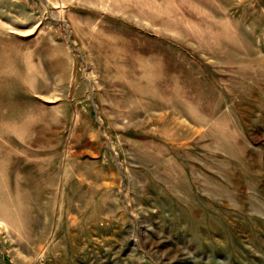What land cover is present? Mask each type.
I'll list each match as a JSON object with an SVG mask.
<instances>
[{
	"label": "rangeland",
	"instance_id": "rangeland-1",
	"mask_svg": "<svg viewBox=\"0 0 264 264\" xmlns=\"http://www.w3.org/2000/svg\"><path fill=\"white\" fill-rule=\"evenodd\" d=\"M0 264H264V0H0Z\"/></svg>",
	"mask_w": 264,
	"mask_h": 264
}]
</instances>
